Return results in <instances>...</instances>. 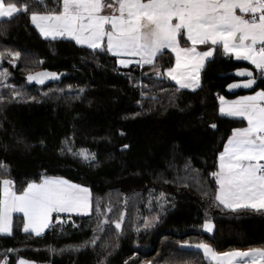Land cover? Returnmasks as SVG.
Listing matches in <instances>:
<instances>
[{
	"label": "trees",
	"instance_id": "obj_1",
	"mask_svg": "<svg viewBox=\"0 0 264 264\" xmlns=\"http://www.w3.org/2000/svg\"><path fill=\"white\" fill-rule=\"evenodd\" d=\"M52 9L59 10L57 0L0 20V71L9 73L0 82V163L7 166L0 179H12L21 192L42 176L60 177L88 188L92 207L86 215H54L43 237L25 233L23 216L15 214L12 234H0V262L208 264L194 248L201 242L216 252L264 248V210L218 206L211 175L232 130L244 124L219 113V97L243 93L225 92L233 80L226 74L249 68L258 81L254 90H264L254 67L216 47L200 86L177 91L163 74L174 62L168 51L155 67L122 66L105 46L93 51L41 37L30 12ZM180 42L187 43L183 36ZM9 51L20 53L16 66ZM41 69L61 78L41 86L25 80ZM81 150L95 159H82ZM206 220L212 233L203 229Z\"/></svg>",
	"mask_w": 264,
	"mask_h": 264
},
{
	"label": "snow or ice",
	"instance_id": "obj_2",
	"mask_svg": "<svg viewBox=\"0 0 264 264\" xmlns=\"http://www.w3.org/2000/svg\"><path fill=\"white\" fill-rule=\"evenodd\" d=\"M59 10L31 11L30 20L45 38L69 37L78 45H87L93 51L106 49L121 57L117 63L127 66L155 67V58L164 49L176 57L173 67L163 74L175 80L177 91L195 89L200 85L199 73L206 59L213 56L217 46L225 55L249 61L264 77V0H57ZM31 7L47 8V0H32V4L16 0H0V20H11ZM110 10L109 14H105ZM238 12L240 14H238ZM186 37L191 47H181L180 38ZM211 44L207 51H198L196 45ZM15 65L19 52H8ZM4 53H0L3 59ZM159 69L155 75L160 76ZM9 75L0 71V82ZM247 76L241 83L228 85L229 89L251 88L256 84L253 71L238 70ZM56 73L29 74L28 81L42 84L44 79L55 78ZM222 115L242 117L247 127L234 128L219 154L218 171L211 173L217 185L215 201L218 206L233 212L238 210H264V90L252 96H241L233 101L219 97ZM211 127L215 128L216 125ZM127 147V146H125ZM84 160H94V154L81 150ZM0 175H7V166L0 163ZM92 207L89 189L60 177L42 176L40 182L31 181L21 192L15 190L14 181L0 179V233L12 234L13 214L22 213L23 231L40 235L50 227L53 213H84ZM97 211H100L97 205ZM110 212L111 209H108ZM124 214L114 221L121 229ZM155 219V218H154ZM108 221L101 220L98 229ZM150 221L145 219V227ZM205 231L212 233L214 225L205 221ZM95 241H93L94 243ZM187 245V242H185ZM195 247L216 264H264V248L248 251L232 250L217 253L208 243ZM11 251V250H10ZM5 264V262H0ZM18 264H29L21 259Z\"/></svg>",
	"mask_w": 264,
	"mask_h": 264
},
{
	"label": "crops",
	"instance_id": "obj_3",
	"mask_svg": "<svg viewBox=\"0 0 264 264\" xmlns=\"http://www.w3.org/2000/svg\"><path fill=\"white\" fill-rule=\"evenodd\" d=\"M109 12H110V10H106V12H105V14H109ZM238 14H240L239 12H238ZM31 24H32V22H31ZM33 25V24H32ZM34 26V25H33ZM35 27V26H34ZM35 29L37 30V32L40 34V32L38 31V29L35 27ZM41 36V35H40ZM42 37V36H41ZM43 38H45V37H43ZM185 38V40H186V37H184ZM45 39H52V38H45ZM56 39H67V40H72V41H74L73 39H71V38H69V37H67V36H65V37H57ZM75 42V41H74ZM187 42V41H186ZM76 43V42H75ZM80 46H83V47H86V48H89V47H87V45H80ZM180 46L181 47H191L192 45H191V43L190 42H187L186 44H181V42H180ZM105 47H106V42H105ZM209 47H212V45L209 43V44H205V45H196V48H197V50L198 51H207L208 50V48ZM217 47H220L222 50H223V48H222V46H217ZM90 49V48H89ZM163 51H168V52H170L172 55H173V57H174V62H173V64H172V66L171 67H173L174 65H175V63H176V57H175V54L171 51V50H169V49H164ZM215 52V51H214ZM111 54V53H110ZM111 55H113V54H111ZM213 55H214V53H213ZM228 55H231L235 60H237V61H242V62H245V63H247L248 65H250V66H252V67H254L249 61H246V60H244V59H238V58H236V56L235 55H233V54H228ZM113 56H115V55H113ZM117 59H130V60H133V61H135V59L136 58H134V57H125V56H121V57H117V56H115ZM213 58V56L212 57H209V58H207L206 59V62L207 61H209L210 59H212ZM206 62H205V64H206ZM130 64H136L135 62H133V63H130ZM129 65V64H128ZM122 66H124V65H122ZM205 66V65H204ZM204 68V67H203ZM203 68L201 69V71H200V73H199V76H200V81H201V72H202V70H203ZM167 76V75H166ZM177 87H179L178 85H177V83H176V81L175 80H173V79H171L169 76H167ZM200 86V85H199ZM198 88V87H197ZM197 88H195V89H197ZM195 89H192V88H185V90H195ZM258 90H253V91H251V92H247V93H240V94H238V95H236V96H234L233 98H230V99H225L226 101H233V100H236L238 97H241V96H252V95H254L256 92H257ZM220 106H221V102L219 101V113L221 114V112H220ZM222 115V114H221ZM222 116H226V117H230V116H227V115H222ZM230 118H235V119H239V120H242L243 122H244V124H243V126H241V127H239V128H243V127H247L248 125H247V121L246 120H244L242 117H230ZM232 135V134H231ZM230 135V136H231ZM227 141H228V139L226 140V143H227ZM225 143V144H226ZM224 144V145H225ZM224 151V147H223V150H222V152ZM219 158V157H218ZM218 163H219V159H218ZM7 179H10V178H7ZM12 180V179H11ZM37 183H39V182H37ZM15 214H20V215H22L23 216V214L22 213H14L13 214V216L15 215ZM88 214V213H87ZM54 215H57V216H73V215H86V214H84V213H76V212H72V213H59V214H57V213H53L52 214V217L54 216ZM24 219V218H23ZM51 223H52V218H51V221H50V225H51ZM49 228V227H48ZM48 228H46V229H44V231H46ZM43 231V232H44ZM31 232V231H30ZM32 233V232H31ZM1 235H8V234H6V233H0ZM33 234H35V233H33ZM36 235V234H35ZM194 248H196V249H198L199 251H201V253L203 254V257H204V259L206 260V261H208V264H216V261H214L211 257H205V255H204V253H203V251L201 250V249H199V248H197V247H194ZM238 250V249H237ZM249 249H244V250H240V251H248ZM232 251V250H231ZM225 252H229V251H225ZM217 253H222V252H217ZM19 260H21V259H19ZM18 260V261H19ZM24 260V259H23ZM18 261L15 263V264H18ZM25 261H27V262H29V264H36L35 262H33V261H28V260H25ZM249 264H251V262L249 261ZM257 264H259V261H257Z\"/></svg>",
	"mask_w": 264,
	"mask_h": 264
},
{
	"label": "water",
	"instance_id": "obj_4",
	"mask_svg": "<svg viewBox=\"0 0 264 264\" xmlns=\"http://www.w3.org/2000/svg\"><path fill=\"white\" fill-rule=\"evenodd\" d=\"M238 70H249V71H253V70H251V69H249V68L242 67V68H237V69H235V70H233V71L227 73V74H226L227 76H231V77L233 78V80H231L230 82H228V83L225 85V88H224V89H225V92H226L227 94H229V95H236V94H238L239 92H243V93L251 92V91H253V90L257 87V85H258V81H257V79H256V81H257L256 84L253 85L251 88L237 87V88L229 89V88H228V85L233 84V83H241V84H242L245 80L248 79V77H247L246 75H245V76H239V75H237V71H238ZM40 72L56 73L57 76H56L55 78H51V77H49V78H47V79H44V82H43L42 84L36 83L35 81H31V82L28 81V80H27V76L25 77V80H26L28 83H30V84H34V85H36V86H41V85H46V84H48V83H51V82L57 81V80H59V79L61 78V74H60V73H58V72H56V71H50V70H48V69L37 70V71H34V72L30 73V74H36V73H40ZM253 72H254V71H253ZM254 75H255V73H254ZM255 78H256V76H255Z\"/></svg>",
	"mask_w": 264,
	"mask_h": 264
},
{
	"label": "built area",
	"instance_id": "obj_5",
	"mask_svg": "<svg viewBox=\"0 0 264 264\" xmlns=\"http://www.w3.org/2000/svg\"><path fill=\"white\" fill-rule=\"evenodd\" d=\"M259 78H260V79H264V77H261L260 75H259ZM40 236H42V237H43V236H44V232H42V233L40 234ZM2 262H5V264H7L5 260H4V261H2Z\"/></svg>",
	"mask_w": 264,
	"mask_h": 264
},
{
	"label": "rangeland",
	"instance_id": "obj_6",
	"mask_svg": "<svg viewBox=\"0 0 264 264\" xmlns=\"http://www.w3.org/2000/svg\"><path fill=\"white\" fill-rule=\"evenodd\" d=\"M256 90L260 91L261 89H256ZM58 221H61V219H59ZM203 229H204V227H203ZM204 231H205V229H204ZM206 232H207V231H206ZM207 233H209V232H207Z\"/></svg>",
	"mask_w": 264,
	"mask_h": 264
}]
</instances>
